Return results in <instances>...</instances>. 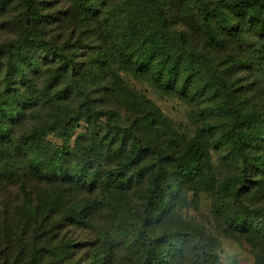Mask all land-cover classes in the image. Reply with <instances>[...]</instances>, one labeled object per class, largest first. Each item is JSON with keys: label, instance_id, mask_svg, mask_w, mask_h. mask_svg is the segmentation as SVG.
Here are the masks:
<instances>
[{"label": "trees", "instance_id": "16d2710c", "mask_svg": "<svg viewBox=\"0 0 264 264\" xmlns=\"http://www.w3.org/2000/svg\"><path fill=\"white\" fill-rule=\"evenodd\" d=\"M7 11L0 264H218V236L183 214L203 193L218 234L264 264V0H0ZM122 71L186 104L192 130Z\"/></svg>", "mask_w": 264, "mask_h": 264}, {"label": "rangeland", "instance_id": "374dc122", "mask_svg": "<svg viewBox=\"0 0 264 264\" xmlns=\"http://www.w3.org/2000/svg\"><path fill=\"white\" fill-rule=\"evenodd\" d=\"M17 9V8H14ZM15 15L13 11H7L0 17V42L5 41L13 37V31L7 27L6 20ZM69 32H66L65 36ZM124 79L136 92L151 99L156 105H158L163 112L170 117L177 125L186 130H192L188 113L189 107L177 98L165 97L157 93L152 89L145 81L135 78L132 74L122 71ZM123 119L119 122L122 125H128V121L124 114ZM61 128H57L50 136L49 139L56 145L61 146L63 138L61 136ZM84 134V126L81 124L75 131L74 137ZM14 189H8L7 192H12ZM1 196V194H0ZM2 198L0 197V209L2 208ZM212 197L208 194H201L200 203L198 208L190 207L183 210L185 218L193 220L195 222L203 223L208 226L214 235H217L220 242L219 262L218 264H230L233 260H236L239 264H254V256L249 244L244 241H238L234 238L225 236L224 234H218L215 228V222L211 213ZM68 235L74 236L79 242H83L85 235L82 232L70 229L67 231Z\"/></svg>", "mask_w": 264, "mask_h": 264}]
</instances>
